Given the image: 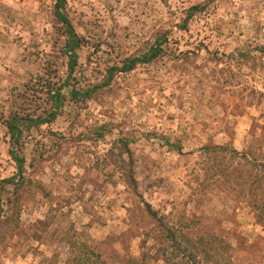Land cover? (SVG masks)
<instances>
[{"label": "rangeland", "instance_id": "obj_1", "mask_svg": "<svg viewBox=\"0 0 264 264\" xmlns=\"http://www.w3.org/2000/svg\"><path fill=\"white\" fill-rule=\"evenodd\" d=\"M54 5L0 0V264H166L147 205L188 242L220 238L227 264H264V167L204 149L264 151V0H67L71 73ZM63 85L53 122L20 124V178L6 123L47 121Z\"/></svg>", "mask_w": 264, "mask_h": 264}, {"label": "trees", "instance_id": "obj_2", "mask_svg": "<svg viewBox=\"0 0 264 264\" xmlns=\"http://www.w3.org/2000/svg\"><path fill=\"white\" fill-rule=\"evenodd\" d=\"M67 7V0H55L54 5V13L59 23L62 24L65 34L67 36L66 46H65V54L68 56V68L70 73L75 70V67L78 64L79 55L78 49L82 45V39L76 32L72 22L64 12L65 8ZM197 10V8L192 9V11ZM163 40L156 41L155 45L151 48V50L144 55L133 57L126 61V63L122 67H113L109 70L108 78L105 84H109L115 74V72L127 73L132 71L136 68L139 64H147L158 58L163 53ZM61 86L56 94H55V110L50 113L48 120L39 119V118H29V117H13L9 121H7L6 126L9 130L10 137H11V157L17 165L19 177H23L24 169H25V160L20 154L21 152V136H22V129L20 128V124L24 123L26 127L30 126H39L43 123L53 122L61 108L63 100L65 98L64 93L62 92L63 87ZM94 90H88L85 92H79L77 90H70V95L74 100H78L83 97H88ZM207 151L212 150V153H225L231 156L237 155L240 156L245 163L252 162V165L255 167H264V151L260 149L257 153L250 152H243L240 153L236 149L231 147L219 146L215 145L210 147L204 148ZM264 173V172H263ZM257 177V175H256ZM261 184L260 187L262 188V182L264 184V176L260 178ZM264 191V188H263ZM261 207L260 211H258V219L262 220L261 217L264 218V192L262 195ZM1 203V201H0ZM257 206V205H256ZM258 208V207H257ZM0 212H1V205H0ZM146 213L153 219L155 222L156 227L158 228V232L164 235L163 240H167V245L162 249L160 256H162V260L166 264H209L208 262L212 260V264H227V261L224 259V252L225 249L221 246H218V240L220 238L216 237L217 235H212V237H216L215 239L212 238V246L208 247V243L205 244H196L194 242H188L186 239V235L180 234L177 229H173V227H168L163 223V220L159 218L158 213L153 211L150 205L146 207ZM163 241V242H164ZM73 247V245H72ZM76 248V247H74ZM95 253L100 257H104L102 254ZM87 254H94V251L90 250ZM183 260H178V259ZM108 259V258H107ZM103 258L100 261L93 262L92 257L87 256L84 257L83 260H78L77 264H114L109 263V261ZM183 261V262H182ZM182 262V263H181ZM141 264L138 260H133L132 264Z\"/></svg>", "mask_w": 264, "mask_h": 264}]
</instances>
